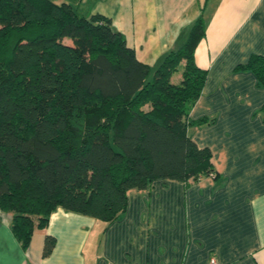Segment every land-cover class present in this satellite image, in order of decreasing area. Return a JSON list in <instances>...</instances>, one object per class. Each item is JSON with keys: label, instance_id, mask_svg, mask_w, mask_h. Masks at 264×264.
Wrapping results in <instances>:
<instances>
[{"label": "trees", "instance_id": "16d2710c", "mask_svg": "<svg viewBox=\"0 0 264 264\" xmlns=\"http://www.w3.org/2000/svg\"><path fill=\"white\" fill-rule=\"evenodd\" d=\"M202 10L184 43L150 67L102 14L0 0V210L23 249L57 208L109 224L131 189L218 176L210 149L188 134L209 121L189 117L207 75L194 57ZM235 69L264 87L263 55ZM55 242L45 235L44 257Z\"/></svg>", "mask_w": 264, "mask_h": 264}, {"label": "crops", "instance_id": "0c3cea01", "mask_svg": "<svg viewBox=\"0 0 264 264\" xmlns=\"http://www.w3.org/2000/svg\"><path fill=\"white\" fill-rule=\"evenodd\" d=\"M53 1L110 18L150 67L184 43L203 7L194 57L207 75L189 117L209 121L188 134L210 149L218 176L131 189L109 224L57 208L27 249L0 210V264H264V87L235 69L264 56V0ZM46 234L56 242L44 257Z\"/></svg>", "mask_w": 264, "mask_h": 264}, {"label": "rangeland", "instance_id": "374dc122", "mask_svg": "<svg viewBox=\"0 0 264 264\" xmlns=\"http://www.w3.org/2000/svg\"><path fill=\"white\" fill-rule=\"evenodd\" d=\"M177 79H178V75H177V74H174L173 77H172V80H173V81H177ZM192 126H193V125H192Z\"/></svg>", "mask_w": 264, "mask_h": 264}, {"label": "built area", "instance_id": "2783aa9c", "mask_svg": "<svg viewBox=\"0 0 264 264\" xmlns=\"http://www.w3.org/2000/svg\"><path fill=\"white\" fill-rule=\"evenodd\" d=\"M213 261V260H212Z\"/></svg>", "mask_w": 264, "mask_h": 264}]
</instances>
